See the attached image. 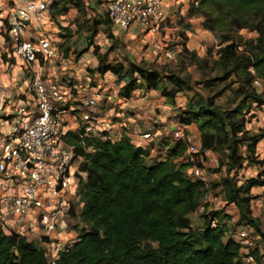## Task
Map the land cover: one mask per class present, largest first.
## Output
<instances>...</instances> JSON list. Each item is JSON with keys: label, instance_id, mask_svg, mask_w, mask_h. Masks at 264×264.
Wrapping results in <instances>:
<instances>
[{"label": "trees", "instance_id": "16d2710c", "mask_svg": "<svg viewBox=\"0 0 264 264\" xmlns=\"http://www.w3.org/2000/svg\"><path fill=\"white\" fill-rule=\"evenodd\" d=\"M49 7L54 19L67 14L71 8H76L82 17L88 14L85 0H52ZM187 15L202 17V26L215 34L218 44L217 50L214 46L208 48L203 63L196 61L197 52L187 46L188 35L180 31L176 43L183 48L180 62L187 54L200 67L208 66L213 60L223 68V74L201 80V83L209 88L216 82H228L209 96L205 104L199 107L190 104L181 123L197 125L201 154L221 148L228 151L227 176L219 182V187L224 188L225 203L238 209L240 222L246 223L242 225H254L259 229V221L251 209V201L256 198L251 189L264 185V175L249 178L237 186L232 173L242 168L244 160L264 166V157L260 158L257 152L264 138V127L255 133L248 128L255 116L249 106L251 119L243 117L246 102L252 105L257 102L259 108L264 104V95L257 94L252 87L255 75L250 70L253 68L256 75L264 78V0H193ZM87 22L89 24V20ZM104 23L106 27L112 25L107 13L94 18L96 35L98 27ZM75 24L78 28L84 26L79 18L70 27ZM242 29L255 31L257 36L246 39L239 33ZM2 34L10 40L8 27ZM109 35L114 38L112 33ZM117 41L115 39L106 52L101 53L99 46L94 47L98 57L94 72L116 74L123 83L120 95L125 99L131 98L136 90L147 88L161 91L175 103L180 93L191 90L188 81L173 70L166 71L164 67L129 58L114 61L110 55L119 49ZM88 49H83L80 55ZM67 52L66 49L65 55ZM233 76L235 78L229 82ZM164 82L173 86H163ZM235 83H240L237 90L241 102L233 109L222 110L216 99ZM66 141L83 153L73 132L67 133ZM92 145L93 151L85 154L81 165L86 173L85 179L80 176L81 210L76 214L74 206L70 209L82 224L78 239L61 252L56 264H241L238 259L241 247L230 235L232 226L227 220L232 214L226 208H207L201 212L202 227L193 226L191 216L198 210L208 188L187 175L193 163L181 160L187 151L185 141L176 140L166 160L153 159L151 162L150 150L136 146L124 132L114 142L95 140ZM242 145L246 147V154L239 152ZM174 159H180L181 164L176 165ZM219 168L226 170L225 164ZM214 220H218L217 226L213 225ZM0 264L51 263L38 242L18 232L8 234L0 230Z\"/></svg>", "mask_w": 264, "mask_h": 264}, {"label": "built area", "instance_id": "2783aa9c", "mask_svg": "<svg viewBox=\"0 0 264 264\" xmlns=\"http://www.w3.org/2000/svg\"><path fill=\"white\" fill-rule=\"evenodd\" d=\"M6 16L8 34L11 42V55L22 60L29 76L31 96L18 105L12 118L6 120L9 131L0 145V182L6 187L4 201L0 206V230L11 234L18 232L28 240L38 239L51 264H56L61 252L71 247L78 239L74 229H68L66 217L75 218L70 209L79 200L80 176H86L81 170L85 154L93 151L95 140L116 141L122 136L118 122L111 116L100 115L93 110L104 99L103 91L95 90L91 96L78 101L81 108L73 113L75 126L70 127L67 120V108L61 104L73 101L74 88L42 79L35 71V63L44 59L52 60L58 54V45L51 37L45 20H50L48 0H10ZM167 0H101L105 11L116 30L130 32L140 27L150 35V49L161 53L170 61L177 62L183 53L181 45H171L179 41L180 27L176 26L175 38L167 35L169 16L166 10ZM36 27H33V19ZM255 75L252 87L257 94L264 95V78ZM257 104V102H255ZM264 109V104L261 106ZM68 132H73L83 149L77 152L75 145L66 141ZM174 140L185 141L188 156L192 162L190 171L195 180L207 187L209 176L207 164L216 159L207 158L200 153V139L196 138L190 126L181 123L174 129ZM154 135L146 132L140 135V147L149 149ZM264 147V138L261 140ZM201 164V165H200ZM211 199V193L204 196L205 202ZM8 201V203H7ZM10 202V203H9ZM201 204L195 213L207 210ZM252 213L257 210L264 215V186L261 198L251 201ZM15 223L9 232L2 226ZM238 218L232 214L227 223L231 227V237L239 243L241 264H264V234L260 235L254 225H239ZM214 226L218 220H214ZM31 229H29V228ZM75 228V227H74Z\"/></svg>", "mask_w": 264, "mask_h": 264}, {"label": "rangeland", "instance_id": "374dc122", "mask_svg": "<svg viewBox=\"0 0 264 264\" xmlns=\"http://www.w3.org/2000/svg\"><path fill=\"white\" fill-rule=\"evenodd\" d=\"M49 4L52 2V0H48ZM88 2V12L89 16L82 17L78 14L77 10L75 8H72L67 14L68 19V26H65V22H61V19H51L50 16V23L52 22V27H50V30L56 35V40L58 43V54L55 58H53L51 61H43V67L44 69L39 72L42 79L48 81V82H55L60 85L70 87V84L74 83H80L84 85H89L88 88L95 87L92 93L96 89H100V91H103L104 94H109L113 87H116L113 83V86L111 87V81L115 77H111L110 75L108 77L102 78V81H100L98 75L94 72L95 67L98 64V57L93 53V49L95 46H99L102 50V52H106L107 48L110 47L113 43V41L116 39L118 40L117 43L120 45L118 50L113 51L110 55V58L114 61H124L129 59L136 60L137 62H144L146 64H149L150 66L162 68L164 67V70L166 71L173 70L177 74H179L184 80H187L190 84L191 90H186L182 93H180L175 103L171 102L169 99L166 98L162 94L161 91L153 90L152 93L148 92L145 88L140 91L139 94H137L135 97L137 99H145V104L137 108L124 109L123 111L126 112V114L130 113L135 118H137V128L140 129V131L145 132V130L151 129V132H154V130L160 128L162 135L159 136V140L154 144V147L156 149V152L158 153H152L155 156H162V152L165 150V147L163 144L160 143V141H171L169 142L170 146L174 145V129L178 125L181 124V119L183 118V114L187 112L188 106L190 104H194L195 106L199 107L203 104H205L208 101L209 96L213 95V93L217 92L219 89H221L223 86L226 85L228 81L216 82L211 87H206L203 83H201V80L210 79L214 76H220L223 74V68L219 64H215L213 60H210L209 65L206 67H200L196 65L194 62V58L190 55H186L182 62H180V58L177 62L170 61L162 56L161 53L151 52L149 50L150 47V35L145 39V41H135L131 38L126 39L125 36L126 33L119 30L118 35H116L114 32L118 31L116 30L113 25L109 24V26L106 27V23L103 25L100 24L98 27V34L93 32V23L94 18H101V14L103 13L106 15L105 7L103 6L101 0H87ZM11 1L7 0L4 4L1 5L0 1V12L1 9L4 10V12L7 10V8L10 7ZM76 18H79L80 22L84 24L83 28H78V25L75 24L73 28L69 27L71 24L74 23V20ZM89 20V24L88 21ZM102 23V22H101ZM177 24L180 27V31H186L190 30L191 32H195V34L199 35L198 30L201 29L200 24L197 22H189L185 17H178ZM92 27V29H91ZM193 27V28H192ZM67 28V29H65ZM89 28V29H88ZM204 28V27H203ZM70 30V31H69ZM113 34L114 38H111L109 34ZM186 33V32H185ZM239 33H241L246 39H252L257 36V33L255 31H250L248 29H242ZM212 35L207 33V37L203 41H201V47L199 49L194 48L190 49L192 52L195 50L198 54L197 60H204L205 56L207 54V50L211 46H215L218 44L217 39L215 37L214 33H211ZM119 36V37H116ZM189 37L187 38L188 41ZM135 41V43L133 42ZM91 42H94L91 46ZM177 43V40L172 41L171 45L174 47ZM3 44V45H2ZM0 46H3L5 48V43L0 42ZM11 47V46H10ZM9 47V48H10ZM90 47V50L87 53H83V55H80V52ZM7 48V45H6ZM9 48L7 52H9ZM6 49V50H7ZM68 50L67 54L65 55V50ZM214 50H217L215 48ZM205 52V54L203 53ZM215 57L218 58L217 52L214 51ZM6 60L9 61L10 64H15V58L11 55L8 56L6 54ZM215 58V59H216ZM41 62V61H40ZM203 63V61H202ZM200 64V62H198ZM20 67H22V70H25L23 65L20 64ZM13 74V71H11V75ZM10 75V77H11ZM235 77L233 76L230 78L229 82L233 80ZM117 86L119 85L118 82ZM163 86L167 85L169 88L172 87V83L164 82L162 83ZM240 83H235L232 86L228 87V89L216 99L217 104L221 107L222 110H229L236 107V105L241 102V97L237 88L239 87ZM119 87H117L118 89ZM105 91V92H104ZM108 92V93H107ZM90 94H85V97L91 96ZM100 103V102H99ZM98 103V104H99ZM256 109L258 108L257 105H252L251 103L247 102L244 106V113L243 117L251 119V116L248 113L247 107ZM101 104L97 107L98 110H100ZM119 109V108H118ZM262 109V108H260ZM140 116V117H139ZM7 124V123H6ZM8 125V124H7ZM129 126L132 128L133 124L129 123ZM171 126V127H169ZM190 126V125H189ZM258 127V126H257ZM248 128L250 129V125H248ZM255 128L251 127V132L255 133ZM259 129V128H258ZM190 130L194 134L196 138L199 139L200 133L197 128V125L193 123L190 126ZM133 138L132 136H130ZM174 141V142H173ZM260 150L263 151L264 147L263 145L259 147ZM168 150H165L166 154L168 153ZM208 152V151H206ZM239 152L242 154H246L247 150L244 145H242L239 148ZM204 157L207 158V154L202 152ZM209 156H212L214 159H216L213 163L207 164V172L209 176V183L207 185L208 192L211 193V199L207 202H205L204 198L201 204L205 203L207 207L210 210H216V209H223L226 208L229 210L231 214H234L237 216L239 220V211L238 209L232 205V204H226L224 200V188L219 187V182L227 176V165L229 163V157H228V151L225 148H221L218 151L211 150ZM188 152L186 151L185 157L183 159L186 161V158L188 156ZM149 157V161L151 162L153 159H156V157ZM260 156V155H258ZM180 159H174V162L176 165L181 164ZM225 164L226 170L223 171L221 168H219V165ZM187 175L194 179L192 176L191 171L187 169ZM232 175H235L233 177V180L237 184V186H241L244 183L247 182L249 178H260L262 175H264V166L261 165L258 162L250 161V160H244L242 168H236V170L233 171ZM231 175V176H232ZM230 176V177H231ZM195 180V179H194ZM218 184V185H217ZM1 186V182H0ZM259 189H256L255 192H258ZM253 194V193H251ZM256 196V195H253ZM80 197V196H79ZM4 193L2 190H0V206L2 204V201H4ZM8 203V201H7ZM10 203V202H9ZM76 206L78 208V211L80 212L82 202L81 198L77 200ZM256 218L259 221V229H257V233L260 235L264 234V215L263 213L256 214ZM193 226L198 229L201 228L204 223V217L201 215V212L194 213L191 216ZM66 222L68 223V229L72 230L74 229L73 235L79 234L80 231V223L79 218H70V220L66 217ZM240 225L246 224L244 222L238 221ZM77 225V227H76ZM15 223L12 221L6 226H2L5 229H8L9 232L16 231L13 230V227H15ZM239 226V225H238ZM75 227V228H74ZM29 228V227H28ZM31 229V228H29ZM34 240L36 242H39L37 238L34 237ZM39 244V243H38Z\"/></svg>", "mask_w": 264, "mask_h": 264}, {"label": "crops", "instance_id": "0c3cea01", "mask_svg": "<svg viewBox=\"0 0 264 264\" xmlns=\"http://www.w3.org/2000/svg\"><path fill=\"white\" fill-rule=\"evenodd\" d=\"M0 1H1V5L4 4L5 2L7 4V0H0ZM8 1H10V0H8ZM192 1L193 0H167L166 1L165 7L167 10V14L169 16V27L167 29V35H170L172 38H175V36L177 34L176 26H179L177 24L179 16L181 18L185 17L189 22L195 21L198 24H200L201 29L198 30L199 35L195 34V32L194 33L191 32L190 30L185 31L189 37V39L187 41V46L190 49H194V48L199 49L201 47V45H200L201 41H203L207 37L208 38L210 37V36H207V33L210 35H212V34L210 31L203 28L202 22L204 19L202 17H188V15H187L188 9H189ZM88 3L93 4L92 2H88L87 0H85V4L87 7L89 5ZM69 12L67 14H69ZM7 13H8V8L5 12L3 9H1V12H0V42L5 43V48L3 46H0V145H1L3 137L5 135H7L8 131H9V125L6 124L7 123L6 120H8L7 117L12 118V116L15 114V111H16L18 105L24 103L25 99L27 97L31 96V92L29 90V76L31 73L21 69L22 67H20V64L22 65V63H23L22 60L11 55V47H10L11 42H10V40L9 41L6 40V38L2 34V30L6 31L7 27H8L6 24ZM67 14L59 16L58 18H56V20H58L60 18L61 22H65L66 23L65 26H68L69 21L67 19V16H68ZM50 15H51V13H50ZM87 16H89V12H88ZM52 18L54 19V17H52V15H51V19ZM52 22L50 23V20H45L43 23V27L47 28V30L51 34V37L53 38V40L58 45L57 40H56L57 39L56 35L50 30V27H52ZM33 27L34 28L36 27V19L35 18L33 19ZM114 33L116 35H118L117 33H119V30L115 31ZM124 33H126V35H127V36H125L126 39L131 38L132 40L134 39L135 41H137V40L138 41L139 40L145 41V39L149 36L140 27H133L130 32H124ZM116 37H119V36H116ZM135 41H133V42L135 43ZM6 45H7V48L10 47L9 52H7V53H6V51H8V49L6 48ZM89 50H90V47L85 53H87ZM149 50L151 51L150 47H149ZM100 52L102 53L101 48H100ZM151 52H153V51H151ZM93 53H94V49H93ZM203 53L205 54V52H203ZM6 54H8V56L11 55L12 57H14L16 63L10 64V62L8 60L5 61L7 58L6 57L4 58L3 55L6 56ZM43 61H48V60L44 59L42 56H40V60L35 63V71L41 72L44 69V67H43L44 65L42 64ZM49 61H51V60H49ZM11 71H13L12 75H11ZM95 73L100 78L99 79L100 81H102V78L108 77L109 75L111 77H115L114 79H112L110 81L112 82L111 87L113 86V83H114V85L116 84L115 85L116 87H113L112 89H114V90H112L109 94H104V99L102 101H100V103L97 106H95L93 108V110L100 115L111 116L112 118H114V120L119 123L118 129L121 132H124L125 134H127L128 136H132L133 138L130 137L132 142L136 146H140L139 141L142 140V138H140V135H142L146 132H151V129L145 130V132L140 131V129L137 128L138 126L136 124L138 119L135 118L130 113L126 114V112H124L123 110L124 109L131 110L132 108H137V107H140L142 105L143 106L146 105L145 99H137L135 97L144 88L136 90L131 98L125 99L123 96L120 95V89H121V86L123 83L121 81H119V78L116 74H114L110 71H108L104 75L100 74L99 72H95ZM10 75H11V77H10ZM116 82H118V84H119L118 86H117ZM84 84H86V83H84ZM84 84H80V83L70 84V87L74 88L73 95L75 96V99L73 101H67V102L61 104V106L67 108L66 117L68 120V125L70 127L75 126L73 113H75L76 110L81 108L80 106H78L79 105L78 101L82 100L86 96L85 94L92 93V91L95 88V87L88 88L89 85L88 84L84 85ZM117 87H119V88L117 89ZM145 89L151 93L153 91V89H147V88H145ZM100 104H101V108H99L100 110H98L97 107ZM253 105H256L255 102L253 103ZM252 112L255 114V116L253 117L252 121L249 123L250 129L252 127V128H255L254 129L255 131H258V128L264 127V109H260L258 107L256 109H253ZM129 123L133 124L132 128L129 126ZM169 127H171V126H169ZM151 133L154 135V137H153V140L150 141V147H149L150 155L149 156L154 157L155 155L152 153H154V152L157 153L156 149L154 147V144L157 142V140L160 139L159 136L162 135V133H161L160 128L154 130V132H151ZM168 142H171V141H164V140L160 141V143L164 145L165 150H168L170 148V145L167 144ZM261 146H262V144L260 142L258 145V148H257V152L260 155V158H263L264 157V149H263V151L260 150L259 147H261ZM165 150L162 152V156H155L156 159L166 160L168 158L169 151H167L168 153L166 154ZM208 152L210 153V151H208ZM263 186L264 185H259V186L253 187L251 189V193H253L252 195H256V198H254V199L261 198ZM5 189H6V187L0 186V190H2V192H4ZM256 189H259L258 192H255ZM259 212L262 213V211L258 209L255 214H258Z\"/></svg>", "mask_w": 264, "mask_h": 264}]
</instances>
